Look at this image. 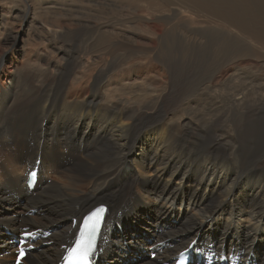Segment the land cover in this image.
Instances as JSON below:
<instances>
[{"label":"bare ground","instance_id":"bare-ground-1","mask_svg":"<svg viewBox=\"0 0 264 264\" xmlns=\"http://www.w3.org/2000/svg\"><path fill=\"white\" fill-rule=\"evenodd\" d=\"M20 1L7 4L15 7L10 11L19 15L21 26L31 20L53 40L61 31L72 32L81 25L87 30L85 39L107 49L97 52L98 61H85L88 67L82 76L73 78L80 64L76 58L62 55L63 62L54 64L55 47L35 51L32 41L10 30L13 24L2 18L0 248H10L5 229H51L45 240L53 242L31 252L25 264H53L62 254L60 245L75 236L73 218L79 221L91 208L104 204L99 264H163L191 243L224 264H264V166L258 167L257 160L238 166L235 137H213L214 130L209 133L201 126L210 112L199 110V102L218 108L217 97H198L197 105L192 104L195 97L184 102L182 115L187 107L194 109L189 112L191 120L180 128L181 114L156 108L168 79L160 65L169 42L163 23L176 18L193 32L199 29L205 34L208 66L217 72L222 67L210 85L204 80V90L211 92L209 88L221 85L222 79L239 76L229 93L219 95L220 103L233 110L227 121L235 123L237 135L249 130L253 139L263 135L257 158L264 156V115L259 98H251L258 90L264 93V86L254 87V81L237 69L241 64L255 69L264 62V0H125L143 2L132 11L134 17H122V5L101 0H52V7H61L48 16L53 8H43L39 0H24L31 8L18 6ZM66 1L78 5L64 9L60 3ZM62 12L80 15L63 18ZM101 12L135 21L142 34L125 32L124 24L101 31L96 22ZM124 38L148 51L130 57H137V63L114 74L115 63L128 58L113 48ZM234 52L240 58L233 66ZM147 104L149 111L141 114L139 108ZM36 158H40L38 184L29 192L24 172ZM30 209L41 215H27ZM157 242L164 246L156 259L145 258L144 250ZM0 264H11L10 256L0 253Z\"/></svg>","mask_w":264,"mask_h":264},{"label":"rangeland","instance_id":"rangeland-1","mask_svg":"<svg viewBox=\"0 0 264 264\" xmlns=\"http://www.w3.org/2000/svg\"><path fill=\"white\" fill-rule=\"evenodd\" d=\"M7 1L8 0H0V18H1L0 33H2L0 37L3 39L4 37L3 33L5 32V30H3L1 27L2 18L8 19V21H10L13 24V26H11L12 29L10 28V26L8 28H10V30L12 31L20 33L21 35H24V38L32 41L31 44L33 48L35 49V51L40 52L46 49L45 46L48 48L55 47L54 49H56L58 55L55 57V59L52 60L54 64L63 62V59H61L63 57L62 55H65V57H67L68 55L70 57L69 58L70 60L76 58V60H78L80 64L77 65V68L74 69L75 73L73 75L74 76L73 78H79V76L80 77L82 76V74L84 73L83 70H86V68L88 67V64L85 63V61L91 62V63H94V61L95 62L98 61L97 56H96L97 52L101 49L103 50L107 49L106 46L100 43L97 44L93 39L86 38L87 39L86 40L85 35L87 34V30L85 27L81 25H79V27L76 29H72V32L71 31L70 32L61 31L55 37L56 39L53 38V40L50 39L48 36L41 34V32L39 31L40 29L37 28L34 22H32L31 20H28L25 26H21L20 24L21 18L19 17L18 14L17 16H15L13 11H10V8L13 5L7 4ZM101 1L114 4L115 6L119 8H120V5H122L123 6V12H121L122 17H130V16L134 17L135 15L132 13V11L138 10L139 7H141V4L143 3L142 1L138 3L135 1L130 2V1H125V0H117V1L116 0H101ZM51 2L52 0H47V2H42V0H39V3L42 4L43 8H53L47 12V16L49 15L50 12L59 11L61 7V6L52 7L51 6L52 4H50ZM20 3L21 4L24 3L25 5L27 4L24 2V0L23 1L21 0L18 3V6L20 7H21ZM60 4L64 5L62 7L64 9H68V7H71L73 9L75 5H78L77 2L70 3L69 1H66V3L62 2ZM27 6L30 7V5L28 4ZM133 6L135 7L133 8ZM126 7L128 10L126 9ZM14 8L15 7L13 6V10ZM79 15L80 14H76L75 12H62L63 18L79 16ZM163 15L167 17L170 16L169 13L168 14L165 13ZM121 18L110 17V15H108L107 12L105 13L101 12V17L97 18L96 22L98 23V26L101 31L108 30V29L114 31L116 28H121L120 27L121 24H124L125 26H123L122 29H124L125 32H131L134 34H142L141 30L137 28V24L135 23V21H129V20L126 21V20H122ZM172 19H173L172 21L163 23V26L165 28H168L166 32L169 35V42H167L165 46L163 43V46L165 47V51H167V53L163 55V60H161L162 62L160 63V65H163V68L166 69V72L168 73V79L164 87L161 88L162 93H161L160 98L158 99L159 101L158 105L159 104L160 105L159 107L156 106L157 110H159L160 107H164L168 113L176 114L179 117V115L181 114L179 111L184 106L185 104L184 102H187L192 97H195V101L192 103L193 105H197V102L199 100L198 97H202V98L217 97L216 102L219 104L218 108L214 106V104L212 103L210 104V106L212 107H210L207 104V102H204V101L199 102L200 104H202V106L199 105L200 106L198 107L199 110L200 109L202 110L203 108H208V111L210 112L209 115L206 114L204 118V123L202 124L200 123L201 126L205 130H207L209 133H211L214 130L212 133L213 137L225 138L227 134H231L232 136L235 137L236 142L238 143H237V150L236 152H234V160L237 161L238 166L246 167L249 165V163L251 164V162H253L254 160L261 162L259 163L261 165H259L258 167L264 166V156L257 158L258 157L257 155H260L261 150L263 148V138H262L263 135L257 136L259 140H257V138L253 139V137H250V135H252V130H249L250 135L248 133H245L244 135H241V136L237 135L235 123L233 122L231 124L230 122L227 121V113H232L233 110H228V108H230L229 104L222 105L220 103V99L223 97H219V95H223V93L224 95L226 93H229L230 92L229 88H232V85H234L235 83L238 84L236 81L238 80L239 76H235L232 78L234 82L222 79L220 84L221 85L223 84V86L225 87L224 89L221 85H217L215 87L212 86L209 88L211 92L204 90L201 87V84L204 82V80L207 81L206 83L208 85H210L211 84L210 82L214 81V76L216 74H220L222 67L220 69V72H217L212 67L208 66L207 57H209V51L204 45L205 39H206L205 34H203L199 29L193 32V30H195L194 28L193 29L189 28L184 22L183 23L179 21L177 22L176 18H172ZM37 21H40V19L37 18ZM174 21H175V24H174ZM202 25H206V24L204 23L199 24V26H202ZM183 31L187 33V36H183L184 34ZM95 32L96 34H100L98 31H95ZM68 34H71V35L68 36ZM41 35H44V36H41ZM45 36L47 37V39ZM24 41L25 40H23V43ZM125 41H127L126 38H124V41L116 44L117 48L113 47L114 49H116V54L121 53L119 55H124L128 57L124 59L125 61L123 60V57H122L119 61L115 63L116 68L117 67L118 68L115 69L114 74H117V72L118 73L121 72L122 68L130 64L137 63V57H134L132 59L130 57L140 55L141 54L140 52L143 50L148 51V49H146L147 47H143V50H141L138 47L141 44H138V46H136L135 44H132L131 46L129 43ZM132 41H133V38H132ZM157 45H160V43H157ZM70 52L72 55L70 54ZM235 55L236 57H234L231 60V63L233 66L236 65V63L238 62L237 58H240L237 53H235ZM105 59H110V57L106 56ZM129 59L131 60L130 62L132 63L128 62ZM263 65H264V62L259 63V65L255 67V69L254 68L247 69L245 68L244 64H241L239 67H237V69L241 73L246 74L248 79L254 81L252 82L254 84V87L258 85V87L260 88L264 86V72H262L264 71ZM50 71L51 73H50L49 79H51L54 74L53 69H50ZM226 82H228V84ZM190 89L192 92L190 91ZM215 95H218V96H215ZM263 96H264V93L258 90L256 93L254 94L252 93V97L251 96L250 97L254 101L256 100L257 97L259 98V100L257 101L260 105V111L264 115V103H263L264 97ZM204 104H206V107L204 106ZM148 106L149 104H147L145 107H140L139 112L141 111L140 112L141 114H143L144 112H148L149 111ZM193 109L194 107H187L185 111L183 112L184 114L180 115V117L177 120V124H179V128L184 127L182 125L184 122L191 120V116H189V112L192 111ZM234 112L236 115L237 112L236 111ZM200 124L198 123L194 125L200 126ZM263 127H264V123H263ZM221 135H224V136H221ZM257 143H258V146L256 145ZM48 181L50 182L51 178H49ZM37 214L41 215V213L39 212ZM140 220L142 222L146 221L145 218H142ZM143 234L144 233L141 232V235ZM2 252H3V249L0 248V253ZM106 264H112V263H106Z\"/></svg>","mask_w":264,"mask_h":264},{"label":"snow or ice","instance_id":"snow-or-ice-1","mask_svg":"<svg viewBox=\"0 0 264 264\" xmlns=\"http://www.w3.org/2000/svg\"><path fill=\"white\" fill-rule=\"evenodd\" d=\"M101 207L91 213L85 221L80 235L74 240L73 245L67 249L64 264H91V257L95 251V233L98 225L102 222ZM23 250L20 255L23 256Z\"/></svg>","mask_w":264,"mask_h":264}]
</instances>
